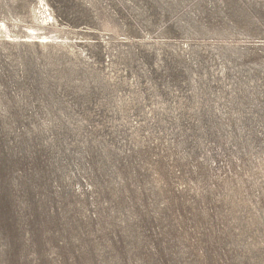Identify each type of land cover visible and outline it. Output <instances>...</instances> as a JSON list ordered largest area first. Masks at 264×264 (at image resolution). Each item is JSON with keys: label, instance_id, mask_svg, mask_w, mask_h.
I'll return each instance as SVG.
<instances>
[{"label": "rangeland", "instance_id": "obj_1", "mask_svg": "<svg viewBox=\"0 0 264 264\" xmlns=\"http://www.w3.org/2000/svg\"><path fill=\"white\" fill-rule=\"evenodd\" d=\"M0 264H264V0H0Z\"/></svg>", "mask_w": 264, "mask_h": 264}, {"label": "bare ground", "instance_id": "obj_2", "mask_svg": "<svg viewBox=\"0 0 264 264\" xmlns=\"http://www.w3.org/2000/svg\"><path fill=\"white\" fill-rule=\"evenodd\" d=\"M35 37H37V36H35ZM43 37H45V36H43ZM44 40V39H43Z\"/></svg>", "mask_w": 264, "mask_h": 264}]
</instances>
